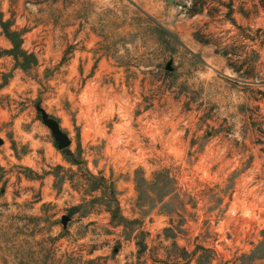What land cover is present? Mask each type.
Instances as JSON below:
<instances>
[{"label": "rangeland", "instance_id": "374dc122", "mask_svg": "<svg viewBox=\"0 0 264 264\" xmlns=\"http://www.w3.org/2000/svg\"><path fill=\"white\" fill-rule=\"evenodd\" d=\"M0 264H264L262 0H0Z\"/></svg>", "mask_w": 264, "mask_h": 264}, {"label": "water", "instance_id": "95a60500", "mask_svg": "<svg viewBox=\"0 0 264 264\" xmlns=\"http://www.w3.org/2000/svg\"><path fill=\"white\" fill-rule=\"evenodd\" d=\"M51 128L53 129L54 134L56 136V139H57V142H58V146L60 148L65 147L68 144V141L59 133V130H58L57 126L51 125ZM68 219H69L68 217H65L63 219V223H66Z\"/></svg>", "mask_w": 264, "mask_h": 264}, {"label": "trees", "instance_id": "16d2710c", "mask_svg": "<svg viewBox=\"0 0 264 264\" xmlns=\"http://www.w3.org/2000/svg\"><path fill=\"white\" fill-rule=\"evenodd\" d=\"M262 2L264 3V0H262Z\"/></svg>", "mask_w": 264, "mask_h": 264}]
</instances>
